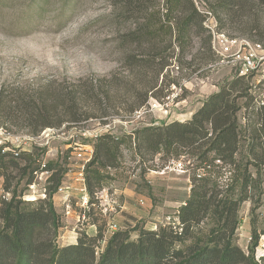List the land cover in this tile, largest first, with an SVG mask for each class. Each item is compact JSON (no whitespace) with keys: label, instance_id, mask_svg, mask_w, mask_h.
Masks as SVG:
<instances>
[{"label":"trees","instance_id":"obj_1","mask_svg":"<svg viewBox=\"0 0 264 264\" xmlns=\"http://www.w3.org/2000/svg\"><path fill=\"white\" fill-rule=\"evenodd\" d=\"M109 1V14L116 22L135 19L129 29L118 30L120 44L140 47L147 43L154 50L141 59L134 53L127 54L126 64L140 68L159 60L157 77L169 66L168 47L180 50L175 59L178 66L180 56H185L194 41H200L199 51H209L205 65L215 60L207 14L199 9L198 1L214 4L212 16L220 32L231 24L240 27L235 32L242 36L264 42V0ZM137 74L140 71L133 72ZM122 82L117 76L84 77L69 85L48 81L35 91L27 87L10 90L1 85L0 118L13 123L17 133L26 130L30 135L91 118L106 120L111 113L105 101L117 93ZM249 88L246 76L236 74L190 119L145 125L122 136L104 133L95 138L93 156L85 167L89 207L99 203L109 169L118 166L124 146L134 150L135 156L161 154L164 160L185 156L192 164L191 191L177 212L178 224L156 229L139 226L136 238L131 230H117L106 238L99 226L95 235L81 232L76 243L57 244L61 218L54 195L62 182L61 165L48 162L53 174L46 185L47 197L27 201L19 185L23 179L26 188L33 182L40 168V153L13 151L1 145L4 194L0 196V264H264V254L260 258L256 255L264 236V212H257L264 207V103L257 107L244 104ZM150 97H156L154 92L137 101L130 112L146 106ZM81 102L86 106L80 107ZM242 109L243 123L239 117ZM13 171L14 179L19 178L14 188ZM247 201L253 203L252 234L245 251L238 245L236 233ZM86 213L90 216V211Z\"/></svg>","mask_w":264,"mask_h":264},{"label":"rangeland","instance_id":"obj_2","mask_svg":"<svg viewBox=\"0 0 264 264\" xmlns=\"http://www.w3.org/2000/svg\"><path fill=\"white\" fill-rule=\"evenodd\" d=\"M197 5L207 14L206 25L212 32L215 60L205 65L209 51H199L200 41H194L185 50V56H180L181 65L178 66L175 59L180 50L168 47L169 66L157 77L155 70L159 60L152 66L142 64L140 68L126 64L125 55L134 53L141 59L154 50L147 43L140 47L120 44L118 30L129 29L135 19L116 22L109 14V0H0V86L7 85L10 90L27 87L35 91L48 81L69 85L80 78L102 76H117L128 84L120 83L117 93L113 92L110 100L105 101L104 106L111 113L106 120L91 118L47 127L37 135H30L24 132L26 130L17 133L13 123L0 118V146H8L13 151H38L41 159L61 165L60 178L71 185L68 189L70 207L66 206L63 194L54 195L61 218L57 244L76 243L81 232L95 235L99 226L106 238L117 230H131L136 238L135 229L139 226L156 229L160 225L178 224L177 212L189 197L192 186V164L185 156L171 160L162 159L161 154L135 156L134 150L124 146L118 166L109 169L110 177L98 195L99 203L84 207L81 181L77 179L83 160L76 153L80 147L84 152L89 150L100 134L122 136L145 125L190 119L221 85L236 74L240 76L241 63L224 62L223 55L231 57L240 48L244 51L245 43L249 47L247 42L251 45L258 42L235 32L240 27L231 24L220 32L218 22L212 16L216 10L214 4L198 1ZM218 33H224L228 39L236 38L243 44L226 51L219 46ZM261 44L264 49V42ZM259 55H264V51ZM137 71L140 75H133ZM246 80L250 88L243 103L255 107L263 104L264 62L261 61ZM152 92L156 97H150L140 110L130 112L137 101L147 93L151 96ZM10 96L14 98L13 93ZM83 106L86 105L81 102L80 107ZM244 116L245 109H242L239 114L242 123ZM47 130L49 136L43 134ZM179 161L183 165L178 167ZM15 175L13 171V188L19 179H14ZM25 182L23 179L19 185L23 195L31 192ZM38 182L37 191L41 192L44 182ZM3 194L4 177L0 176V196ZM252 208L250 201L243 204L236 233L237 243L245 251L251 244ZM86 211H90V216ZM257 212H264V207ZM112 226H116L115 231ZM263 254L264 236L256 250L257 258Z\"/></svg>","mask_w":264,"mask_h":264},{"label":"built area","instance_id":"obj_3","mask_svg":"<svg viewBox=\"0 0 264 264\" xmlns=\"http://www.w3.org/2000/svg\"><path fill=\"white\" fill-rule=\"evenodd\" d=\"M217 38H218L219 46H222L226 51L230 50V48L234 47V45L243 44L236 38L228 39L224 33H221V34L218 33ZM214 44L216 46L217 41H215ZM247 44L249 45V47H247L245 43L244 51H241V48H240L236 50L234 53H232L231 57L223 55V52L219 51L223 55L222 61L228 62V63L230 62H233V63L240 62L241 63V67L239 70L240 76H247L248 74L253 72L254 69L258 68L261 61L264 62V55H259L260 51L262 52L264 51L262 45L260 43H255L254 45H251L248 42ZM43 134H47L49 136L48 130L44 131ZM78 150L79 151L76 153V155L79 159L83 160V163L80 166L77 179L81 181V191L83 192L81 196L82 205L84 207H88L90 198H89V194H88V190L86 186L85 167H86V163L90 161L93 156L94 148L93 146H91L90 149L85 152L82 147L78 148ZM182 165L183 163L181 161H179V163L177 164L178 167ZM52 174H53V170H51L48 167V161H46L45 159H41L40 168L39 170L35 171L36 181H33L28 186L29 189L31 188L30 189L31 192L25 193L22 196V198L27 201H37L38 199L46 198L47 197L46 185L49 182V179ZM38 180L41 182H44L42 186L43 190L41 192L37 191L38 190L37 186L39 185ZM70 186H71L70 184H66V181H62L57 190V193L64 195L67 207H70V203H69L70 194L68 192V189H70ZM111 229L115 231L116 226H112Z\"/></svg>","mask_w":264,"mask_h":264}]
</instances>
